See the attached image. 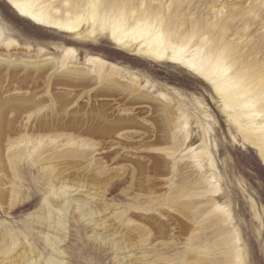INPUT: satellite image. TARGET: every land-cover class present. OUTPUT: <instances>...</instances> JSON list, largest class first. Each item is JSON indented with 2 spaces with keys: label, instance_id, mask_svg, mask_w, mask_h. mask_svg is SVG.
Returning a JSON list of instances; mask_svg holds the SVG:
<instances>
[{
  "label": "rangeland",
  "instance_id": "rangeland-1",
  "mask_svg": "<svg viewBox=\"0 0 264 264\" xmlns=\"http://www.w3.org/2000/svg\"><path fill=\"white\" fill-rule=\"evenodd\" d=\"M32 1L34 10L46 9L60 20L86 14L80 3L73 6L81 0ZM178 1L181 30L190 22L215 30L225 27L223 40L237 46L242 58L264 61V5L251 0ZM93 26L87 21L80 31L69 33L61 26L38 23L20 14L10 0H0V47L47 52L41 59L39 54L36 60L30 58L32 63H10L11 68L17 66L19 75H34L26 81L30 85L39 79L34 98L39 104L21 116L7 111L4 118L12 126L4 124L2 132L13 137L34 130L35 136L45 133L47 137L55 129L51 122L67 121L57 143L65 144L64 136H71L69 126L76 125L78 130L73 132L79 134V149L85 148L69 144L70 150L63 144L40 156L42 146L29 152L32 144L28 143L19 144L21 150L15 154L14 141L1 140L0 264H264V161L249 139L250 132L240 129L215 84L189 65L174 62L172 50L158 58L147 53L141 42L122 45L111 38L109 30L92 32ZM10 40L15 43L8 46ZM183 40L180 35L174 48ZM67 49L74 55L65 54ZM70 54L80 66H87L91 83L48 89L50 76L59 80L66 74L61 59L71 58ZM48 56L56 59V67L44 73L48 64L41 60ZM88 57L98 63L106 61L105 74L113 64L110 76L125 83L133 84V78H138L135 90L100 79L99 64H85ZM30 91L1 92L0 102ZM61 92L69 95L70 103H59ZM102 119L117 123L118 132L96 135ZM40 120L48 122L45 132L36 128ZM193 153L205 156L194 161L189 158ZM70 163L74 165L67 169ZM197 163L203 164L202 169ZM215 184L217 195L210 191Z\"/></svg>",
  "mask_w": 264,
  "mask_h": 264
},
{
  "label": "bare ground",
  "instance_id": "bare-ground-1",
  "mask_svg": "<svg viewBox=\"0 0 264 264\" xmlns=\"http://www.w3.org/2000/svg\"><path fill=\"white\" fill-rule=\"evenodd\" d=\"M65 1H70V0H65ZM167 1L168 0H138L137 3H132V0H81L79 2L78 1L74 2L73 6L77 7L78 4L80 3V5L85 7L86 14H76L73 19H67V20H60V19L55 18L46 9L41 8V9L34 10L33 9V3L35 1H32V0H10V3L20 14L27 15V16L31 17L32 19H34L38 23H45V24H51V25H55V26H61L63 29L67 30V32H69V33H74V32L80 31L84 27V25L87 21H92L93 25H94L92 28V32H97L99 30H102V31L109 30L111 38L113 40L117 41L119 44L125 45V44L130 43L132 40L133 41L135 40V43L141 42V47H146L147 53H149L150 55H153L155 57H158V58L166 57L168 55L169 51L172 50L171 58L174 62H183V63L189 65L191 67V69H193L195 72L201 74L203 77H205L206 79H209L210 81H212L215 84V89H216L217 93L219 94V96L221 97L223 105L227 109L232 111V115L234 116L233 118H234L235 122L239 125L240 129L243 130L244 132H250L248 134H251L252 137H250L249 139L257 147V149L260 151L262 159L264 161V61H262V60L260 61V59H258V58L252 59V60L242 58V54L238 50L237 46H235L231 41L225 42L223 40V38L225 37L226 31H227V29L225 27L215 30V28L213 26L202 25L201 23L190 22L189 24H187L188 27H185L184 29L181 30L179 28V21L182 20V17H180L179 13L177 12L178 7L180 6V1L169 0V4H167ZM253 1H256V3L259 4L260 6L264 5V0H251V2H253ZM184 24L186 25V23H184ZM180 35H183L184 40L182 41L181 46H179L178 48H174V41ZM14 43H15V41L10 40L7 45L11 46ZM15 48H17V47H15ZM71 52L72 51L70 49H67L65 51V54L68 55ZM38 54H39L40 59L42 56L43 57L45 55L47 56V52L43 49L37 52L34 49L27 51L26 49H24L21 46L15 50H7L6 46L0 47V93L1 92H3V94L4 93H10V92L21 93L24 90L27 92L29 90H31L27 94H19L16 96L13 95L12 98L10 97L11 99L6 100L5 102L4 101L0 102V153H1V150L3 148V147H1V143H2L1 140L8 137V136L7 137L5 136L7 134L6 133L4 134L1 129L4 127V124H6V123H9V125L11 124L7 120H5V118H4L5 113L7 111H10V112L14 111V113L16 115H20V114L22 115V114L28 113L32 108L37 107L36 104L37 105L39 104V103H36V101L34 100L36 92H37L36 89L38 88L37 81L39 79L36 77L37 81H36V79L35 80L33 79L34 81H32V84L30 85L29 84L30 82L27 83L26 81L28 79L32 78L30 76H32L33 74L29 76V74L26 72L25 76H24V74H23V76L19 75V69H15L17 66L14 68H11L10 63L12 65L14 62L15 63L16 62L17 63H19V62H26V63L31 62L32 63L33 61L31 59L37 58ZM71 54L74 55V53H71ZM71 54H70V56H71ZM66 56H64V58L61 59L62 60L61 66H62V68L66 69V74L64 75V77L62 76L63 78H61L59 80H55V76H54V78H52L50 76L48 78V81L46 84V86L48 85V87H47L48 89L50 87H52L53 85L64 87V88H76V87L80 88L81 86L86 87V86H88L90 80L93 79L90 77L87 78V76L89 74H91L90 71L87 70V68H84L87 66H84V65H83L84 67L80 66V63L76 61L77 58H74V56L73 57L71 56V58H67ZM26 57H29V60L28 59L26 60L25 59ZM17 58H20V59H17ZM68 59H69V61H68ZM38 61H35V62L39 63ZM41 61L47 62V64H48L43 70V71H45L44 73H46V72L48 73V71H52L56 67V59H54L53 57L48 56V58H44ZM95 63H98V62H96V60L92 57H88L86 62H85V64H89V65L90 64L94 65ZM106 63L107 62L103 61V60H101L100 63H98L99 64V72H98L99 74L98 75H100V79H102L104 81H108L109 83H112V84L120 85L125 90L133 92L135 90L134 85H137V83H138V78H136V77L133 78V84H128V83H125L123 80H119L117 77H111L110 72L113 69L112 68L113 64H111L109 74H105L104 70L107 69V68H105ZM28 65L30 66V64H28ZM37 66H39V65H37ZM35 67L36 66H34V69H35ZM22 68H24V67H22ZM24 71H25V69H24ZM22 73H23V71H22ZM34 74H35V72H34ZM38 74H39V72H38ZM33 77H34V75H33ZM78 78H80V79H78ZM29 81H31V80H29ZM97 83H98V81H97ZM117 87H119V86H117ZM91 89H92V87H91ZM102 89H104V88H102ZM110 89H111V87H110ZM32 90H33V92H32ZM72 90H75V89H72ZM69 93H71V92H69ZM143 95L149 97L144 92H143ZM67 96H69V95L64 93V92H61V94H58L57 98H59L58 99L60 101L59 103L62 106L66 105L67 103H70L69 100L67 99ZM70 96H73V95H70ZM1 97H3V96H1ZM6 97H7V95H6ZM3 100H4V97H3ZM58 100H56L55 102H58ZM61 110H62V108H61ZM63 110L66 111V108L65 109L63 108ZM170 111H172V110L170 109ZM93 112H95V111H93ZM96 112H98V111H96ZM9 113H6V114H9ZM75 113H77V111ZM55 114H56V110H55ZM57 114H58V112H57ZM165 114H166V112H165ZM80 115H81V113H80ZM82 115H83V113H82ZM94 116H96V115H94ZM99 116H101V115H99ZM48 117L49 116H47L45 118H48ZM62 117L64 118V116H62ZM24 118H26V116ZM74 118H77V117L75 116ZM79 118L81 119V116ZM55 119H57V118H55ZM97 119H98V117H97ZM99 119H100V117H99ZM171 119H172V117H171ZM11 120L12 119H10V121ZM13 120H17V119L13 118ZM43 120H44V118H43ZM64 120H65V118H64ZM105 120L102 119L103 126H98L99 127V128H97L98 133L95 132L96 130L94 131L96 133V135L98 134V136H99V133L101 135H103V134L104 135H112L119 128L118 124L116 123L115 120L114 121H115L117 126H114L115 124L109 122L108 120H110V119H108L106 121ZM77 121L79 122V120H77ZM66 122L64 123L63 121L60 122L58 120H56V121L54 120L53 122H51V124L55 127L56 132L54 129L53 130L54 132L53 131L49 132L47 137H46L45 133H44L45 136H43L44 134L40 135L39 133H37L38 134L37 136H35V134L33 133L34 134V136H33L32 132L34 130L33 131L30 130L32 135H30L29 131H28L29 135H28V133L26 134V132L24 135L23 131H21L22 134L20 132V133H17L18 135L14 134L15 136H13V137H11V135H10V137L5 139V141H9V140L14 141L15 146L13 149H17L15 154H17L21 150L22 146H20L19 144H21V145L23 144V146L25 144H28V143H30V145L32 144V146L29 148L30 149L29 152L33 151V149H35L36 147L38 148V146L39 147L42 146L40 148V156H41L45 152H47V151L49 152L50 151L49 149L56 151L58 148H60L64 144V143L62 144V142H61V144L57 143V139L59 138V140H60V137L63 136V133L60 130L63 128H64L63 130H65V128L68 127L66 125ZM96 122L98 123L97 120H96ZM164 122L165 121H163L162 124H164ZM19 123H20V120H19ZM23 123H24V121H23ZM26 123L28 126V122H26ZM36 123L37 122H35V124ZM14 125H16V124H14ZM24 125H23V128L25 127ZM31 125H30V127H31ZM47 125H48V122L40 120L36 128L39 131L43 130V132H45L44 131L45 126H47ZM11 126H12V124H11ZM15 127H17V126H15ZM69 127H71V129H72V131H70L71 136L70 137H67L69 135L64 136L66 139L65 144L67 145L68 148H69V146H68L69 144L70 145L72 144V146L75 144L76 145L80 144L79 142L77 143L79 134L78 133L75 134V132H73L76 128H78V126L70 125ZM80 127H82V126H80ZM91 127H94V126L92 125ZM95 127H97V126H95ZM83 128H84V126H83ZM25 129H27V128H25ZM49 129H50V127H49ZM13 130H14V126H13ZM51 130H52V128H51ZM58 130L61 133H57ZM76 130H78V129H76ZM121 131H120V134H121ZM81 132H82V130H81ZM12 133H16V132L12 131ZM46 133H47V130H46ZM51 133H54V134H51ZM83 135H85V133H83ZM117 136H118V134H117ZM44 137H46L47 139L45 140ZM88 137H89V135H88ZM71 138L72 139L74 138V139L72 141H67L68 139L70 140ZM85 138H86V136H85ZM96 138H98V137H96ZM100 138H102V137H100ZM44 140H45V144L43 143ZM168 140H169V138H168ZM65 144L63 146H65ZM162 147H164V146H162ZM13 149H10V150H13ZM63 149H65V148H63ZM73 149H75V148L73 147ZM78 149H79V145H78ZM80 149H83V148H80ZM159 150H161V149L159 148ZM13 151H15V150H13ZM59 152H57V153H59ZM63 152H64V150H63ZM75 152H77V151H75ZM78 152H81V151H78ZM161 152H162V150H161ZM165 152H166V150H165ZM32 153H30V154H32ZM49 153H51V152H49ZM65 153H67V151ZM162 153H164V151ZM10 154H12V152ZM53 154H54V152H53ZM88 154L89 153H87V155ZM166 154L169 157L172 156L171 155L172 153L166 152ZM47 155H49V154H47ZM68 155H70V154H68ZM3 156H4V153L2 154V158H4ZM79 156H77V158ZM204 156H205L204 153H202V154L193 153V154L189 155V158L191 157L194 161H198L197 158H199V157L203 158ZM11 158L9 157V160H11ZM70 158H71V156H70ZM151 158H152V156H151ZM192 159H191V161H192ZM71 161H75V160H73V158H72ZM71 161H69V162H71ZM156 161H160V160L156 159ZM65 162H67V161H65ZM77 162H78V160H77ZM0 163H3V162L0 161ZM155 164H153V165L156 166ZM11 165H12V163H11ZM73 165L74 164H72V166H71V163H70V166H69V164H68L67 169L72 168ZM77 165H79V164H77ZM80 165H82V164L80 163ZM172 165L173 164H171L170 167ZM196 165L199 169H202V166H203L202 163H197ZM142 166H144V165H142ZM12 167H13L12 170L14 172H16L15 165ZM165 168H167V167H165ZM143 169H144V167L142 168V171H143ZM161 169L163 170L164 168H161ZM1 170H2V168H1ZM95 170H97V169H95ZM162 170H160V171H162ZM156 171H158V170H156ZM145 172L146 171H144V173ZM91 181H92V179H91ZM208 182L210 183V181H208ZM216 187H217V184L212 185L210 187V191L214 195H217ZM187 205L189 206L188 202H187ZM59 206H60L59 208H62L61 205H59ZM187 208L185 207L184 210H186ZM225 209L230 215L231 211L229 210V208L226 206ZM187 212H189V211H187ZM190 215H191V213H190ZM183 226H184V224H183ZM19 255H17V256H19ZM20 256H22V253ZM19 259H17L16 261H18ZM240 260H242L241 257H240Z\"/></svg>",
  "mask_w": 264,
  "mask_h": 264
}]
</instances>
